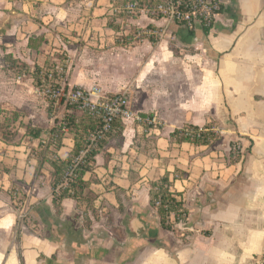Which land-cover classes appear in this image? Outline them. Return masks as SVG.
I'll return each mask as SVG.
<instances>
[{
    "label": "crops",
    "instance_id": "obj_1",
    "mask_svg": "<svg viewBox=\"0 0 264 264\" xmlns=\"http://www.w3.org/2000/svg\"><path fill=\"white\" fill-rule=\"evenodd\" d=\"M223 3L209 33L170 26L158 45L128 46L116 41L120 27L109 26L111 0H0V113L21 112L27 124L49 129L32 118L33 73L64 54L69 86L116 94L134 81L132 108L165 123L148 136L120 122V134L84 176L88 199L56 204L53 168L35 154L46 136L32 139L20 128L3 137L1 121L0 189L10 195L17 188L30 200L34 224L23 229L19 252L1 246L0 264H263L264 0ZM128 22L131 30L166 24ZM10 59L28 72L15 74ZM211 123L221 133L209 146L172 137L186 125ZM235 141L243 151L237 162ZM73 147L68 133L59 158ZM165 175L188 212L183 222L171 215V230L150 198ZM4 210L9 220L0 230H12L14 216Z\"/></svg>",
    "mask_w": 264,
    "mask_h": 264
},
{
    "label": "built area",
    "instance_id": "obj_2",
    "mask_svg": "<svg viewBox=\"0 0 264 264\" xmlns=\"http://www.w3.org/2000/svg\"><path fill=\"white\" fill-rule=\"evenodd\" d=\"M223 0H111V11L113 24L118 25L119 31L116 32V41L122 45H135L144 41L155 43L162 42L167 36L170 26L178 25L189 31L197 29L211 30L215 26L219 17L223 13ZM146 17L151 20H163V27H137L131 30L129 19ZM169 36V35H168ZM175 39L174 36H171ZM64 57V64H53L52 70L47 72L43 79V85L39 92L48 98L54 108V115L59 108L76 106L78 110L88 112L98 117L102 121V126L88 138L87 147L73 159L63 181L53 190V197H60L70 186L75 178V171L85 163L88 153L97 148L98 142L109 133L116 122L130 121L146 128L145 132L150 133L154 129L162 127V121L156 114H141L134 111L131 106V95L129 90L118 94H106L98 86L90 88L69 87L66 75L70 61ZM62 76L64 79L60 85L54 84L56 77ZM184 129V128H183ZM181 129V130H183ZM180 130V129H179ZM201 131L195 135L191 130H183L185 137L200 138ZM212 135L219 136L221 129L213 124L210 127ZM62 133L67 135L69 131L62 129ZM213 143V142H212ZM242 146L238 141L233 142L231 147V160L237 162L242 154ZM14 199L19 198L18 193H14ZM22 205V203H20ZM28 213L22 211L21 220L27 218ZM187 218V217H186ZM177 219V217H176ZM183 222L184 220H177Z\"/></svg>",
    "mask_w": 264,
    "mask_h": 264
},
{
    "label": "trees",
    "instance_id": "obj_3",
    "mask_svg": "<svg viewBox=\"0 0 264 264\" xmlns=\"http://www.w3.org/2000/svg\"><path fill=\"white\" fill-rule=\"evenodd\" d=\"M114 17L109 18V26L116 28L112 22ZM180 27L178 25H173ZM209 33V30H205ZM11 58V57H10ZM12 62V69L17 75H23L27 73L25 65L19 64L17 61L10 59ZM64 64V57L61 55H55L54 58L49 60L47 66L43 69H35L33 73V79L35 87L41 89L43 85V79L47 72L52 70L53 64ZM64 79L62 76H57L54 84L60 85ZM4 119L1 124V131L3 137L14 138L20 128L26 130V135L32 139H40L43 135L46 136L44 142L41 143L39 150L35 153L38 156L40 164L48 163L53 168L52 187L53 190L63 181L72 161L77 157L88 144L89 136L96 132L102 126V121L98 117H95L88 112L80 111L76 106H67L65 115L59 123H55L49 129H43L40 127H34L30 123H24V115L21 112H4L1 111ZM120 122H116L113 125L112 130L105 134L102 140L98 142L97 148L90 151L86 157L85 163L75 171V178L70 183L69 188L60 197H53L54 203L59 204L65 199H75L82 201L88 199L85 197V192L88 189V183L84 180V176L93 171V165L96 156L103 151L107 142L120 134L121 132ZM210 124L203 127L187 126L195 135H198L203 130H208L200 135V138L185 137L183 130H176L172 133V137L178 143H192L198 146H209L212 142L218 139V136L212 135L210 132ZM67 129L74 138V147L70 155L62 160L59 158L57 152L61 149L65 134L62 133V129ZM14 130V133L11 130ZM242 158V154L239 160ZM174 180L169 175H165L161 180L152 184L150 198L151 205L156 207L161 219V225L171 230V215H175L177 220H186L188 215L187 210L184 208V204L180 201L174 193L170 191V187L173 185ZM264 264V260H263Z\"/></svg>",
    "mask_w": 264,
    "mask_h": 264
},
{
    "label": "rangeland",
    "instance_id": "obj_4",
    "mask_svg": "<svg viewBox=\"0 0 264 264\" xmlns=\"http://www.w3.org/2000/svg\"><path fill=\"white\" fill-rule=\"evenodd\" d=\"M162 43V42H159ZM159 43H156L157 45ZM171 49H175L173 47V45H168ZM68 58V57H66ZM69 59V58H68ZM69 69L70 66L68 65L67 67V71L69 73ZM68 73L66 75V78H68ZM68 80V79H67ZM134 82V81H133ZM133 82L127 84L126 86L122 87V89L120 90L119 93L125 91V90H129L130 95H131V91L134 90L133 85H131ZM67 84L69 86V81H67ZM19 87V86H18ZM69 87H74V86H69ZM105 93V92H104ZM108 94V93H106ZM118 94V93H116ZM34 108L32 107L31 109H34L33 114H32V118L35 119L37 121L38 125H41L45 128H51L52 126L55 125V123H59L64 115H65V109L59 108L56 112L55 115L58 116V119H56L55 117H53V113H54V108L51 105L50 101L48 98L44 97L41 92H39V89L36 88L35 92H34ZM113 95V94H111ZM134 111L138 112L137 110L134 109ZM151 114V113H150ZM0 115H2L0 113ZM3 115L0 116V122L3 121L4 117ZM25 117V116H24ZM161 120V119H160ZM162 121V120H161ZM27 118H24V123H27ZM162 127L160 129H154L152 130L150 133H146L145 130L146 128H143L141 126H139L137 123H135V125L139 126L143 132L146 135H151V133L155 132V131H160L165 127V123H163L162 121ZM215 123H211L210 125H213ZM190 126V125H186L183 128L187 129L186 127ZM181 128V129H183ZM190 130V129H189ZM14 133V130H11ZM220 135V134H219ZM14 193H18L19 194V198L18 199H14ZM9 194L7 195L3 190L0 189V202H1V207H0V225H6L8 224V220H9V215L8 213L5 212V207H9L11 209V213L12 216H14V220H15V228H13L12 230H9L8 228H5L4 230H0V248L2 245H5V249H6V253L8 254L10 252V250L12 248H16L17 251L19 252L20 250V241L22 239V235H23V229L25 227H32L34 222L32 219V213H33V209L34 206L31 205L27 199H25V197L23 196V194L21 193V191L17 188H11L9 190ZM20 203H22V205H20ZM22 211H25L26 213H28L27 218H25L24 220H21L20 218V214ZM2 229V228H1ZM31 230V228H30ZM1 254V253H0Z\"/></svg>",
    "mask_w": 264,
    "mask_h": 264
}]
</instances>
